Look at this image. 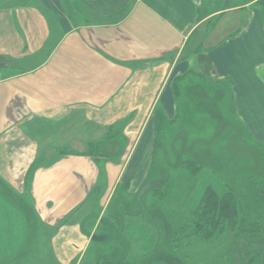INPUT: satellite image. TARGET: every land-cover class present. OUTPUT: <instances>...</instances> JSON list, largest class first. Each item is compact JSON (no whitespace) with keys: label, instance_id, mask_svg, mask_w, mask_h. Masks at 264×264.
<instances>
[{"label":"crops","instance_id":"1","mask_svg":"<svg viewBox=\"0 0 264 264\" xmlns=\"http://www.w3.org/2000/svg\"><path fill=\"white\" fill-rule=\"evenodd\" d=\"M71 1L94 22L75 24L64 0L0 8V71L22 68L0 78V264H83L82 205L97 192L104 206L120 187L137 195L151 173L156 128H185L192 106L214 115L205 128H219L204 99L224 86L233 122L264 149L258 0ZM221 15L237 18L239 29L190 51L191 35ZM78 122L88 128L85 144L120 128L127 152L117 166L72 146L82 137L56 138Z\"/></svg>","mask_w":264,"mask_h":264},{"label":"rangeland","instance_id":"2","mask_svg":"<svg viewBox=\"0 0 264 264\" xmlns=\"http://www.w3.org/2000/svg\"><path fill=\"white\" fill-rule=\"evenodd\" d=\"M31 1L0 0V8ZM64 1L75 24L92 23L82 6ZM256 4L264 16V0ZM239 26V20L231 15L208 21L191 35L190 51L211 48ZM15 66L0 71V78L22 70ZM218 90L204 100L205 107L212 105L209 111L219 115V128H205L201 121L205 123L214 115L192 106L185 128H173V133L163 126L156 128L151 173L137 195H127L120 187L104 206L97 192L82 205L76 219L80 218L81 232L89 237L83 264H264V149L233 122L227 86ZM83 127L78 122L56 138L82 137L81 142H70L72 146L98 158L107 155L117 166L127 152L125 142L119 139L120 128L93 133L97 139L85 144L88 128ZM212 185L233 195L240 211L238 220L249 223L256 233L239 232L238 224L231 231L215 233L217 238L210 240L189 235L192 212L205 188ZM55 229L49 227V236ZM12 232L17 234L16 229ZM42 248L50 252V244L44 243ZM19 264L54 263L31 258Z\"/></svg>","mask_w":264,"mask_h":264},{"label":"trees","instance_id":"3","mask_svg":"<svg viewBox=\"0 0 264 264\" xmlns=\"http://www.w3.org/2000/svg\"><path fill=\"white\" fill-rule=\"evenodd\" d=\"M192 213L189 235L197 239L217 238V233L231 231L238 224L239 232L253 234L258 231L250 229V224L243 219L238 220V203L230 192L218 193L212 187L205 188Z\"/></svg>","mask_w":264,"mask_h":264}]
</instances>
